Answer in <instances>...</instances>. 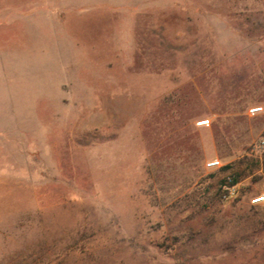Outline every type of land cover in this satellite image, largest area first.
<instances>
[{"label":"rangeland","instance_id":"1","mask_svg":"<svg viewBox=\"0 0 264 264\" xmlns=\"http://www.w3.org/2000/svg\"><path fill=\"white\" fill-rule=\"evenodd\" d=\"M260 196L261 0H0V264H264Z\"/></svg>","mask_w":264,"mask_h":264},{"label":"built area","instance_id":"2","mask_svg":"<svg viewBox=\"0 0 264 264\" xmlns=\"http://www.w3.org/2000/svg\"><path fill=\"white\" fill-rule=\"evenodd\" d=\"M263 112V108L258 106V107H251L249 108L248 110V114L250 116H256V115H259L260 113ZM203 123V122H202ZM219 165V162L218 161H210V162H207L206 164V167L208 169H215L217 168ZM264 202V197L263 196H260V197H255L251 200V204L252 205H260Z\"/></svg>","mask_w":264,"mask_h":264},{"label":"bare ground","instance_id":"3","mask_svg":"<svg viewBox=\"0 0 264 264\" xmlns=\"http://www.w3.org/2000/svg\"><path fill=\"white\" fill-rule=\"evenodd\" d=\"M200 125H205V122H203L202 124H200Z\"/></svg>","mask_w":264,"mask_h":264},{"label":"crops","instance_id":"4","mask_svg":"<svg viewBox=\"0 0 264 264\" xmlns=\"http://www.w3.org/2000/svg\"><path fill=\"white\" fill-rule=\"evenodd\" d=\"M262 1V3L264 4V0H261Z\"/></svg>","mask_w":264,"mask_h":264},{"label":"trees","instance_id":"5","mask_svg":"<svg viewBox=\"0 0 264 264\" xmlns=\"http://www.w3.org/2000/svg\"><path fill=\"white\" fill-rule=\"evenodd\" d=\"M234 181V183H235V180H233Z\"/></svg>","mask_w":264,"mask_h":264}]
</instances>
